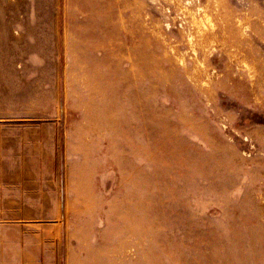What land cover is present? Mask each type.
Here are the masks:
<instances>
[{"label": "rangeland", "instance_id": "rangeland-1", "mask_svg": "<svg viewBox=\"0 0 264 264\" xmlns=\"http://www.w3.org/2000/svg\"><path fill=\"white\" fill-rule=\"evenodd\" d=\"M0 264H264V0H0Z\"/></svg>", "mask_w": 264, "mask_h": 264}]
</instances>
